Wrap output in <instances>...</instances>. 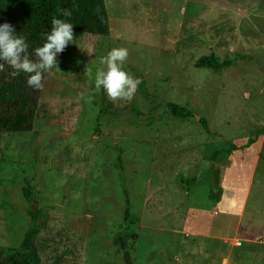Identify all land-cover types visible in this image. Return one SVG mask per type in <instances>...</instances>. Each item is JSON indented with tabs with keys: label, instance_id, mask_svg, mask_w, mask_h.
<instances>
[{
	"label": "rangeland",
	"instance_id": "1",
	"mask_svg": "<svg viewBox=\"0 0 264 264\" xmlns=\"http://www.w3.org/2000/svg\"><path fill=\"white\" fill-rule=\"evenodd\" d=\"M101 1L107 34L73 31L31 130L0 134V248L40 209L42 264H240L251 247L264 258L245 243L264 242V0ZM113 48L141 81L131 101L95 90ZM210 54L230 66L194 67Z\"/></svg>",
	"mask_w": 264,
	"mask_h": 264
},
{
	"label": "trees",
	"instance_id": "2",
	"mask_svg": "<svg viewBox=\"0 0 264 264\" xmlns=\"http://www.w3.org/2000/svg\"><path fill=\"white\" fill-rule=\"evenodd\" d=\"M72 11L71 18H64L73 24V31L91 35L105 36L107 24L101 0H0V25L11 24L17 35L23 36L29 44V54L34 58V50L43 45L46 34L51 29L54 17L62 9ZM230 61H218L213 55L201 56L194 63L196 68H208L214 71L228 68ZM12 69L5 65L0 72V134H13L31 130L37 112L41 90H33L27 85L24 74L13 77ZM143 94L147 96L145 91ZM168 115L174 119L185 120L192 117L190 111L173 103L165 104ZM198 123L206 129V123ZM24 199L28 200L31 192L22 190ZM29 228L23 234L19 245L11 249L0 248V264H42L38 256L35 239L46 215L40 210L28 212ZM123 222L132 223V217L125 210Z\"/></svg>",
	"mask_w": 264,
	"mask_h": 264
},
{
	"label": "clouds",
	"instance_id": "3",
	"mask_svg": "<svg viewBox=\"0 0 264 264\" xmlns=\"http://www.w3.org/2000/svg\"><path fill=\"white\" fill-rule=\"evenodd\" d=\"M61 17H54L51 29L46 34L42 46L34 50V58L29 54V44L23 36L17 35L14 27L9 23L0 25V72L5 65L12 69L13 77L26 75L27 85L33 90H42L46 74L53 70L59 71L57 56L73 42V24L64 18H71L72 11L65 8L60 12ZM128 58L126 48H113L100 63L104 68L95 73V90H103L112 102L118 100L131 101L138 90L139 79H135L123 70ZM60 72V71H59ZM85 75L92 78V70L88 66Z\"/></svg>",
	"mask_w": 264,
	"mask_h": 264
},
{
	"label": "crops",
	"instance_id": "4",
	"mask_svg": "<svg viewBox=\"0 0 264 264\" xmlns=\"http://www.w3.org/2000/svg\"><path fill=\"white\" fill-rule=\"evenodd\" d=\"M208 232H203L200 233V236L202 235V239L201 241H199L198 243H203V242H211L214 244V247L216 250H218V252H220L222 250V246H221V241L218 239L219 236H215V235H209L207 234ZM207 234V235H206ZM220 235V234H219ZM246 244L247 246H252V245H256V244H260V246H262L264 244V242H262L261 237H250L246 238ZM252 249V247H251ZM251 249L247 248V250H250L248 253L246 251L240 252L238 253V263H249L248 264H262L261 262L264 261L263 255L260 254V250L259 248H254V250L252 251ZM210 252V250L207 247H203L202 249H199V255L200 254H204ZM186 262L188 264H198L195 259H193V261L191 259H186ZM220 264H224V262L222 263V260L220 262ZM228 264V263H227Z\"/></svg>",
	"mask_w": 264,
	"mask_h": 264
},
{
	"label": "built area",
	"instance_id": "5",
	"mask_svg": "<svg viewBox=\"0 0 264 264\" xmlns=\"http://www.w3.org/2000/svg\"><path fill=\"white\" fill-rule=\"evenodd\" d=\"M234 244H235V246H239L240 245L238 241H235Z\"/></svg>",
	"mask_w": 264,
	"mask_h": 264
},
{
	"label": "water",
	"instance_id": "6",
	"mask_svg": "<svg viewBox=\"0 0 264 264\" xmlns=\"http://www.w3.org/2000/svg\"><path fill=\"white\" fill-rule=\"evenodd\" d=\"M196 119H198V118H196Z\"/></svg>",
	"mask_w": 264,
	"mask_h": 264
}]
</instances>
